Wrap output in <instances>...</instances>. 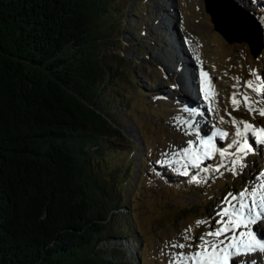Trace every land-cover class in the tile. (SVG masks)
<instances>
[{
	"label": "trees",
	"instance_id": "16d2710c",
	"mask_svg": "<svg viewBox=\"0 0 264 264\" xmlns=\"http://www.w3.org/2000/svg\"><path fill=\"white\" fill-rule=\"evenodd\" d=\"M119 11L112 0H0V264L140 261L130 168L96 163L122 133L108 97L132 71Z\"/></svg>",
	"mask_w": 264,
	"mask_h": 264
},
{
	"label": "rangeland",
	"instance_id": "374dc122",
	"mask_svg": "<svg viewBox=\"0 0 264 264\" xmlns=\"http://www.w3.org/2000/svg\"><path fill=\"white\" fill-rule=\"evenodd\" d=\"M112 2L118 5L119 12L122 11L125 22L119 36L123 45L117 49L132 71L129 77L121 79L117 93L108 97L122 133L115 135L114 140L107 138L108 143L104 142L103 149L96 154V163L103 171L111 168L115 173L130 168L125 183L127 214L137 229L139 245L137 248V245L124 242L123 248L128 254L138 251V264H169L168 253L173 250L166 247V242H184L181 234L190 226L194 229L196 242H199L201 233L209 228L197 227L195 221L212 218L211 223L215 227V213L224 195L241 191L247 181L264 170V148L259 147L256 154L247 158L248 167L243 175L234 177L224 169H221L223 176L201 173L202 177H209L207 183L201 184L190 183V177L156 163L163 158V152L186 147L187 140L194 139L184 134L175 119L177 116L187 118L188 114L182 109L189 102L183 95L184 84L180 85L182 82L189 88L188 69L177 67V62L183 58L194 60L197 63L194 68L196 75L200 76L202 68L211 77L217 96L204 103L207 106L211 103L217 110L209 115L213 124L220 116L228 120L226 113L230 112L238 120L261 126L264 118L250 115L243 107L234 111L229 97L234 91V77L240 78L241 85L247 80L260 83L251 75L253 70L264 77V37L262 43V30L257 21L249 24V20L244 19V29L241 28L240 34L252 37L256 44L254 51L245 40L229 42L214 27L210 14L204 8V0ZM237 2L246 12L254 13L255 20L264 26L260 19L264 16V0ZM236 12L241 18L240 10ZM140 24L145 26L148 37L140 35ZM182 46L187 55L179 51ZM180 70L184 76H180ZM200 91L196 89L194 96L203 101V95L202 98L198 96ZM194 103H197L195 99ZM217 126L229 133L234 132L231 123ZM207 130H211L210 125H207ZM230 139L223 143L218 141V145L224 146ZM218 160L217 155L215 161L206 163L214 164Z\"/></svg>",
	"mask_w": 264,
	"mask_h": 264
},
{
	"label": "snow or ice",
	"instance_id": "6c2138e0",
	"mask_svg": "<svg viewBox=\"0 0 264 264\" xmlns=\"http://www.w3.org/2000/svg\"><path fill=\"white\" fill-rule=\"evenodd\" d=\"M196 59L202 65L199 56ZM251 75L260 83L247 80L241 85L239 77L233 78L234 91L229 102L234 111L243 107L250 115L264 118V77L255 70ZM200 83L205 101L217 96L211 77L202 68ZM182 111L188 116H177V126L182 128L186 136H193L194 139L187 140L186 147L163 152V158L156 163L190 177V183H207L208 175L202 177L201 173L223 176L221 169L239 177L248 167L247 158L256 154L258 147L264 148V125L238 120L230 112L226 113L228 120L220 116L217 123L213 124L204 112L196 108L184 106ZM216 111L209 103L207 112L215 114ZM226 123H231L233 133L217 126ZM205 125L211 127L207 133ZM230 137L226 145H218V141L223 143ZM217 155L218 162L206 163L215 161ZM215 216V227L212 226V218L195 221L197 227L209 228L201 233L199 242H196L191 226L181 234L184 242H166V247L173 250L168 253L169 264H264V170L256 174L253 180L247 181L241 191L226 193Z\"/></svg>",
	"mask_w": 264,
	"mask_h": 264
},
{
	"label": "bare ground",
	"instance_id": "6f19581e",
	"mask_svg": "<svg viewBox=\"0 0 264 264\" xmlns=\"http://www.w3.org/2000/svg\"><path fill=\"white\" fill-rule=\"evenodd\" d=\"M244 16H245V18H244ZM243 17V18H242ZM224 18H225V20H224V22L227 24V25H229V29L233 32V33H240V32H242L241 31V28L242 29H244L243 28V26H244V21H243V25L242 24H240V23H236V22H233L232 20H230L228 17H226V16H224ZM246 20V19H250V17H248V16H246V15H242L241 14V19L240 20ZM262 21H264L263 19H264V16L262 17V18H260ZM251 20V19H250ZM248 21V23L250 24V22L251 21ZM224 23V24H225ZM248 24V25H249ZM252 24V23H251ZM240 25V26H239ZM257 26V25H256ZM234 35H236V34H234ZM236 37V36H235ZM245 37V41H247L249 44H250V46L252 47V49L254 50V43H253V40L250 38V37H248V36H244ZM183 43V42H182ZM184 45V44H183ZM186 47V46H185ZM179 51L180 52H182V53H184V55H187L186 53H185V49L183 48V46L181 47V49H179ZM196 62L194 61V60H189V59H180V60H178V62H177V67H181V69L182 68H186V72L187 73H189V77H187L188 79H187V84L189 85V88L186 86V84L185 83H180V85H182V84H184L183 86H185L184 88H183V95H184V97H185V100L187 101V100H189V102L187 101V104H185V106H188V107H190V108H196V109H198L199 111H202V112H204L205 113V116H207L208 118H209V113L207 112V104L206 103H204L205 102V100L201 97L202 95H203V93L201 92V94H200V92H199V94L200 95H198V96H200L201 98H202V100L203 101H201V99L199 98V100L196 98V96H194V93H195V91H196V89H200L201 90V83H200V76L199 75H196V73H195V71H194V68L196 67ZM177 73V72H176ZM184 76L185 74H183L182 72H181V70H180V76ZM187 76V75H186ZM185 76V77H186ZM198 94V93H197ZM188 95V96H187ZM196 95V94H195ZM195 97V98H194ZM194 99H195V101L197 102V103H194ZM185 102V101H184ZM188 116V115H187ZM200 119H203V117H201ZM205 127V132L207 133L208 132V130H207V125H205L204 126Z\"/></svg>",
	"mask_w": 264,
	"mask_h": 264
},
{
	"label": "water",
	"instance_id": "95a60500",
	"mask_svg": "<svg viewBox=\"0 0 264 264\" xmlns=\"http://www.w3.org/2000/svg\"><path fill=\"white\" fill-rule=\"evenodd\" d=\"M204 8L210 14V18L214 24V27L218 31H220L222 33V35L229 42L246 40L244 36H248L252 39V37L250 35L233 33L229 29L230 28L229 25H227L224 22V20H225L224 16H226L230 20H232L233 22L240 23L243 25V21L240 20L241 18L238 17L237 12H236L237 10L238 11L240 10L242 15H246V16L250 17L251 20L250 19H248V20L256 23L254 16L251 15L250 13L246 12L243 8H241L236 0H204ZM234 34H236V35H234ZM262 43H263V41H262ZM255 45L256 44H254V46ZM260 47H262V46H260ZM251 49H252V47H251ZM260 49L261 48H259L258 51H260Z\"/></svg>",
	"mask_w": 264,
	"mask_h": 264
}]
</instances>
